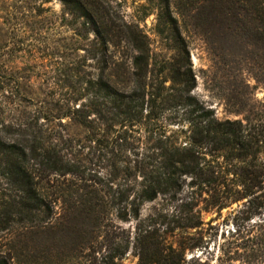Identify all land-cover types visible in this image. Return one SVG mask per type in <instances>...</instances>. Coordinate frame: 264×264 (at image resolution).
<instances>
[{
	"label": "rangeland",
	"instance_id": "rangeland-1",
	"mask_svg": "<svg viewBox=\"0 0 264 264\" xmlns=\"http://www.w3.org/2000/svg\"><path fill=\"white\" fill-rule=\"evenodd\" d=\"M136 39L145 104L126 121L94 83L131 93ZM202 108L219 122L264 114V0H0L2 138L34 132L75 170L37 173L50 215L0 232V264H138L146 232L174 248L199 232L184 264H264V224L247 220L245 200L205 211L188 175L144 197L165 172L159 147L187 148ZM6 186L0 175V200ZM197 210L202 226L178 228Z\"/></svg>",
	"mask_w": 264,
	"mask_h": 264
},
{
	"label": "trees",
	"instance_id": "trees-1",
	"mask_svg": "<svg viewBox=\"0 0 264 264\" xmlns=\"http://www.w3.org/2000/svg\"><path fill=\"white\" fill-rule=\"evenodd\" d=\"M127 29L130 31V28ZM127 43L135 52L131 71L134 88L131 93H119L103 80L94 84L98 85L100 93L105 92L112 97L114 108L119 110L118 116L132 121L137 109L144 108V77L149 56L146 44L141 40H127ZM180 50L182 54H187L184 46ZM186 56L182 58L185 60V72L181 75L182 83L188 85L194 78ZM4 133L5 128H1L0 175L7 186L0 200V232H8L15 226L41 223L49 217L50 205L38 189V172L75 173L73 166L49 157V151L34 132L19 131L18 138L9 143L2 138ZM159 150V157L163 161L160 170L165 172L162 173L163 178H157L158 187L154 189L153 196L146 192L144 197L147 201L155 199L157 193L178 186V177L188 175L196 188V199H199L195 201L204 202L205 211L214 208L221 210L228 200H245L243 214H250L247 220L259 217L264 224V114L244 120L219 122L209 110L202 108L194 119L187 148L161 145ZM80 173V176L84 174ZM237 184L238 189L235 190L233 187ZM178 223L181 229H198L203 224L201 210L192 212V215L190 212L182 221L178 219ZM202 244L199 232L196 236L182 238L176 248L150 232L142 233L137 241L138 264H184L185 252L201 248Z\"/></svg>",
	"mask_w": 264,
	"mask_h": 264
}]
</instances>
